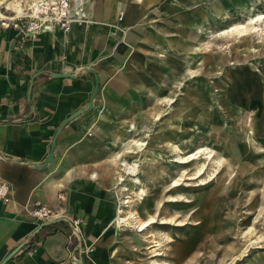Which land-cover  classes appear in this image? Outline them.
Listing matches in <instances>:
<instances>
[{"label": "rangeland", "instance_id": "1", "mask_svg": "<svg viewBox=\"0 0 264 264\" xmlns=\"http://www.w3.org/2000/svg\"><path fill=\"white\" fill-rule=\"evenodd\" d=\"M83 2L72 5L75 20ZM147 12L143 33L157 43L135 44L174 68L156 78L153 57L138 68L130 60L136 53L121 44L128 54L123 69L146 78L141 80L151 95L143 98L125 84L131 98L109 109L111 131L102 154L114 158L131 145L128 150L137 151L136 141L148 144L122 158L138 166L121 182V201H130L122 209L134 210L137 219L115 230L114 252L124 264H264V141L250 128L264 133V20L255 24L258 33L250 25L245 36L235 30L264 15V0H151ZM176 39L173 50L167 43ZM105 95L117 97L108 88ZM248 147L255 166L245 161ZM102 166L121 168L108 160ZM152 217L155 222L139 231Z\"/></svg>", "mask_w": 264, "mask_h": 264}, {"label": "crops", "instance_id": "2", "mask_svg": "<svg viewBox=\"0 0 264 264\" xmlns=\"http://www.w3.org/2000/svg\"><path fill=\"white\" fill-rule=\"evenodd\" d=\"M18 1L24 4L35 0ZM83 1V7L94 6L84 12L93 14L90 17L93 21L84 19L73 22L67 29L53 27L36 34L0 26V180L11 187L10 201H0V261L25 241L6 264H77V258L83 264H124L116 246L120 231L115 230L121 226L113 222L119 207L116 196L120 199L126 195V185L121 182L131 175V164L122 158L126 153L144 151L138 144L145 142L136 141L137 151H129L131 145L114 158L102 154L100 148L107 144L111 131L109 109L131 98V90L125 84L139 89L143 98L151 92L146 78H136L123 69L128 54L121 44L129 45L136 53L130 60L138 68L142 67L140 62L153 57L156 66L150 67V72L156 78L174 67L169 61L159 62L157 54L135 44L137 40L157 43L153 35H144L142 27L151 0ZM5 12L20 17L15 10H2L4 17L0 19L8 18ZM135 15L141 16L134 20ZM131 17L135 23L129 20ZM171 41L167 45L178 50L177 39ZM157 64L161 66L157 68ZM83 67L94 68L101 79L93 105L63 127L52 160L37 169L32 164L44 162L57 127L89 99L94 76L83 72ZM51 72L72 73L77 77H52ZM32 78L31 110L27 91ZM106 88L117 97H106ZM250 128L257 139L264 141V133L258 134L252 124ZM116 138L112 139L116 142ZM251 151L244 152L245 161L255 166ZM107 160L122 169L103 167L102 162ZM116 185L123 191L115 189ZM41 205L53 212L50 219L62 220L45 225L32 235L43 222L32 211ZM74 219L80 221L77 226L73 225Z\"/></svg>", "mask_w": 264, "mask_h": 264}, {"label": "bare ground", "instance_id": "3", "mask_svg": "<svg viewBox=\"0 0 264 264\" xmlns=\"http://www.w3.org/2000/svg\"><path fill=\"white\" fill-rule=\"evenodd\" d=\"M70 1V4L71 6L73 5V2L71 0ZM56 2V0H35V1H26L24 2V4H22L21 2H19L18 0H0V18H3L4 15L2 13V10H6V11H9V10H15L19 16H16L15 13L12 14V16H7L8 18L6 19H9L10 21H17V22H21V21H25L26 19H28V21H26V23L28 22H31L33 19H36L37 21L41 20L40 16L38 15V12L42 11L43 13H49V9H52L50 7V5H52V3ZM141 2V0H140ZM129 3V2H128ZM84 9V7H83ZM138 10V9H137ZM140 11V10H139ZM85 12V10H84ZM84 12L83 14L80 16L79 20H74V18L70 17L71 21L69 23L70 24H73V22H81L82 20L84 19H87L89 20L91 15L90 13L89 14H86L84 15ZM132 12V11H131ZM139 13V12H138ZM84 15V16H83ZM93 15V14H92ZM141 16V15H140ZM140 16H133V18H135L134 20H137V17L140 18ZM49 15H47L46 18H48ZM93 19V18H92ZM90 19V20H92ZM125 19V18H124ZM127 19V18H126ZM125 19V20H126ZM132 19L129 18V20ZM0 20H3V19H0ZM124 20V21H125ZM133 20V19H132ZM133 20V21H134ZM264 20V15H259L257 17H254V18H251L248 23H247V26H244V25H241L239 26V28L237 29V27L235 28V30L237 31L238 35L239 36H245L247 34V27L250 25L252 26V32L254 33H258L259 30L256 29V26L255 24L257 22H261ZM93 21V20H92ZM109 21V20H108ZM123 21V23H124ZM129 23V22H128ZM135 23V21L133 22ZM126 25V24H125ZM134 25V24H133ZM54 26L50 23H46L44 28L45 29H51L53 28ZM130 27V26H129ZM126 28H128V25H126ZM125 29V28H124ZM122 32V31H121ZM122 35V34H121ZM143 143V142H142ZM142 143H139L138 145L140 147H142L141 151L145 149V144H142ZM200 153V152H198ZM194 158H192L191 160H193ZM179 160H182L181 158H179ZM138 169V166L136 164L132 165L129 169V173L130 174H134L135 170ZM202 172V171H201ZM121 181H123V179H121ZM136 181V180H135ZM176 186H179V184H177V182L174 184V187ZM125 187V186H124ZM121 189V188H120ZM122 190V189H121ZM123 191V190H122ZM141 193H143V191L140 192V195ZM119 195L116 196L117 198V201L119 202V207H117V212H116V216L113 220L114 224L116 226H121V224L125 223L126 221H130V220H135L137 219L136 218V215H135V212L134 211H129L128 212V216H124L125 214V211L122 209V208H128L129 207V204H130V201H121V199L123 198H120L118 197ZM148 220V219H147ZM146 220V222L144 223H141L139 226H138V230L139 231H145L151 224H153L155 222V219L152 217L151 219H149L148 221ZM127 224H129V222H127ZM161 224H165V225H172L174 227H183L184 226V223L183 222H173V220H164L162 221ZM253 243L255 242H250V245H252ZM152 264H158L157 262H154ZM167 264V263H165ZM170 264H176V263H170Z\"/></svg>", "mask_w": 264, "mask_h": 264}, {"label": "built area", "instance_id": "4", "mask_svg": "<svg viewBox=\"0 0 264 264\" xmlns=\"http://www.w3.org/2000/svg\"><path fill=\"white\" fill-rule=\"evenodd\" d=\"M52 9H49V13H43L42 11L38 12V15L41 17L39 21L33 19L31 22L26 23V21L15 22L10 21L9 19L0 20V26L2 28L14 27L19 30H24L26 34L38 33L39 31L46 30L44 28L46 23L52 24L54 27L59 29H67L71 21L70 17L74 18L71 10L73 7L70 4L69 0H56V2L50 5ZM47 15H49L48 18ZM80 18V17H79ZM11 187L10 185L0 180V201L9 202L10 201ZM32 214L43 221L50 220L53 216V212L47 206L41 205L39 208L32 211ZM79 219L73 220V225L77 226L79 224Z\"/></svg>", "mask_w": 264, "mask_h": 264}, {"label": "water", "instance_id": "5", "mask_svg": "<svg viewBox=\"0 0 264 264\" xmlns=\"http://www.w3.org/2000/svg\"><path fill=\"white\" fill-rule=\"evenodd\" d=\"M83 72L86 73H91L94 76V86L92 88V91L90 93L89 99L88 101L80 108H78L77 110H75L73 113H71L69 116H67L62 123L57 127L55 134L53 135L52 139H51V144H50V150L48 153V156L46 157V159L44 160L43 163L41 164H32V166H34L37 169H42L43 167H45L53 158V151L55 149L56 146V139L58 137V135L60 134V132L62 131L63 127L70 122L72 119L76 118L77 116L81 115L82 113L86 112L88 109H90L93 105V102L97 96V93L99 91V87H100V83H101V79L100 76L98 74V72L92 68V67H83L82 68ZM50 75L52 77H68V78H76L77 74H72V73H61V72H51ZM33 86V78L30 81L29 87H28V91H27V102L29 104L30 109L32 110V105L30 102V95H31V89ZM62 220L61 218H55V219H50L47 221H43L32 233V235L36 234L43 226L48 225V224H52V223H56L57 221ZM81 243V240H79V245L77 248H79ZM25 245V241L19 243L18 245H16L9 253H7L3 259L0 261V264H6L9 259L14 256L23 246ZM76 263L77 264H83L82 259L81 258H77L76 259Z\"/></svg>", "mask_w": 264, "mask_h": 264}]
</instances>
